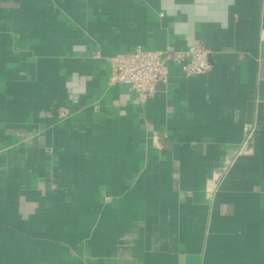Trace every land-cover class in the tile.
Segmentation results:
<instances>
[{"label": "crops", "instance_id": "1", "mask_svg": "<svg viewBox=\"0 0 264 264\" xmlns=\"http://www.w3.org/2000/svg\"><path fill=\"white\" fill-rule=\"evenodd\" d=\"M263 31L264 0H0V264H264ZM196 44L205 74L109 85Z\"/></svg>", "mask_w": 264, "mask_h": 264}, {"label": "built area", "instance_id": "2", "mask_svg": "<svg viewBox=\"0 0 264 264\" xmlns=\"http://www.w3.org/2000/svg\"><path fill=\"white\" fill-rule=\"evenodd\" d=\"M210 56V50L202 44L184 51L168 46L164 50L138 48L133 52H120L108 60L111 65L109 85L126 86L138 101L145 102L156 93L158 84L168 82L170 63L178 65L187 76L202 75L212 68ZM55 111L61 121L73 116L67 105L58 106Z\"/></svg>", "mask_w": 264, "mask_h": 264}]
</instances>
